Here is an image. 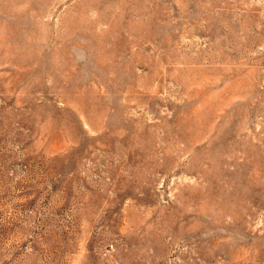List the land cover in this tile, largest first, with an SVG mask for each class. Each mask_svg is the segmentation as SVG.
Listing matches in <instances>:
<instances>
[{
	"label": "rangeland",
	"instance_id": "1",
	"mask_svg": "<svg viewBox=\"0 0 264 264\" xmlns=\"http://www.w3.org/2000/svg\"><path fill=\"white\" fill-rule=\"evenodd\" d=\"M0 264H264V0H0Z\"/></svg>",
	"mask_w": 264,
	"mask_h": 264
}]
</instances>
